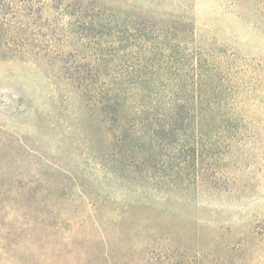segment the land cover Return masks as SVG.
Returning <instances> with one entry per match:
<instances>
[{"label": "rangeland", "instance_id": "obj_1", "mask_svg": "<svg viewBox=\"0 0 264 264\" xmlns=\"http://www.w3.org/2000/svg\"><path fill=\"white\" fill-rule=\"evenodd\" d=\"M113 1L169 45L176 17L190 24L189 55L228 76L240 132L218 167L161 187L110 164L61 65L0 60V264H264V0Z\"/></svg>", "mask_w": 264, "mask_h": 264}, {"label": "trees", "instance_id": "obj_2", "mask_svg": "<svg viewBox=\"0 0 264 264\" xmlns=\"http://www.w3.org/2000/svg\"><path fill=\"white\" fill-rule=\"evenodd\" d=\"M110 4L0 0V60L41 55L61 65L93 109L110 164L161 187L189 186L240 132L236 108L222 98L235 94L231 81L219 63L189 55L188 22L176 17L169 45V29L132 23Z\"/></svg>", "mask_w": 264, "mask_h": 264}]
</instances>
